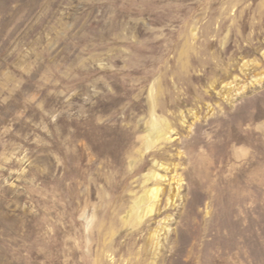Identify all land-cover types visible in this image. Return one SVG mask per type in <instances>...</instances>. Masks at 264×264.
<instances>
[{
  "label": "rangeland",
  "instance_id": "374dc122",
  "mask_svg": "<svg viewBox=\"0 0 264 264\" xmlns=\"http://www.w3.org/2000/svg\"><path fill=\"white\" fill-rule=\"evenodd\" d=\"M0 264H264V0H0Z\"/></svg>",
  "mask_w": 264,
  "mask_h": 264
},
{
  "label": "bare ground",
  "instance_id": "6f19581e",
  "mask_svg": "<svg viewBox=\"0 0 264 264\" xmlns=\"http://www.w3.org/2000/svg\"><path fill=\"white\" fill-rule=\"evenodd\" d=\"M161 178H162V175H160L159 173L157 174V177H156V180L157 181H159L160 182V180H161ZM175 177H173V179H174ZM172 179V178H171ZM178 181H179V179H178ZM161 189H160V187L159 186H155V187H153L152 189H150V191H149V194H150V198H151V200L152 201H155V200H157L158 198H159V194H161L160 191ZM164 190V189H163ZM162 190V191H163ZM164 193H165V191H164ZM159 200V199H158ZM161 201V200H160ZM155 202H157V201H155ZM157 207V206H156ZM160 209V208H159ZM157 213V212H156Z\"/></svg>",
  "mask_w": 264,
  "mask_h": 264
}]
</instances>
